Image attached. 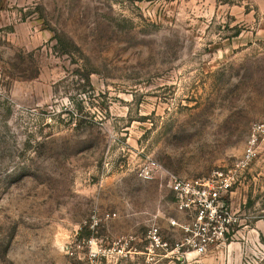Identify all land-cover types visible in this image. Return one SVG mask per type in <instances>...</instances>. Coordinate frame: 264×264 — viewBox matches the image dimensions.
<instances>
[{
  "label": "rangeland",
  "instance_id": "rangeland-1",
  "mask_svg": "<svg viewBox=\"0 0 264 264\" xmlns=\"http://www.w3.org/2000/svg\"><path fill=\"white\" fill-rule=\"evenodd\" d=\"M0 58V264H264V148L204 255L176 250L167 177L229 169L264 124V0H2Z\"/></svg>",
  "mask_w": 264,
  "mask_h": 264
},
{
  "label": "built area",
  "instance_id": "built-area-1",
  "mask_svg": "<svg viewBox=\"0 0 264 264\" xmlns=\"http://www.w3.org/2000/svg\"><path fill=\"white\" fill-rule=\"evenodd\" d=\"M1 3L2 0L0 5ZM263 148L264 124L255 123L243 155L229 169L215 171L208 178L193 180H182L167 173L170 187L176 193L177 210L181 213L194 214V220L190 224L180 225L176 221L172 223L185 234V239L176 247L177 251L187 249L199 256L204 255L210 248L226 241L234 233L238 219L225 203V197L258 160ZM163 173V168L149 159L140 167L138 177L144 181H152ZM114 217L115 214L108 215V218ZM148 238L151 240V247L168 248V244L161 241L158 228L153 227Z\"/></svg>",
  "mask_w": 264,
  "mask_h": 264
}]
</instances>
